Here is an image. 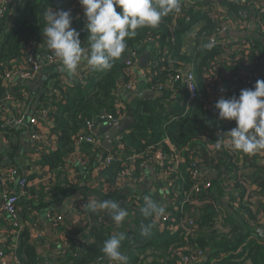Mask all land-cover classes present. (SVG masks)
Segmentation results:
<instances>
[{
  "label": "trees",
  "instance_id": "1",
  "mask_svg": "<svg viewBox=\"0 0 264 264\" xmlns=\"http://www.w3.org/2000/svg\"><path fill=\"white\" fill-rule=\"evenodd\" d=\"M77 2L10 0L0 16L1 99L7 98L3 77L7 71L24 64L27 43L30 40L37 43L46 42L42 32L46 23L45 11L51 7L53 10H69L74 19L80 13L76 9ZM216 5L224 10L219 21L209 14ZM116 10L120 12L121 8ZM253 11L254 15L251 14ZM174 17L175 13L163 17L155 28H139L135 37L127 39L125 52L113 62L110 69H92L84 72V86H68L63 80L50 77L53 80L52 89L47 95L44 94L46 96L42 101L54 108L51 112L54 123L52 131L57 135V143L54 150L42 153L40 160L42 166L56 174V182L54 181L50 188L51 195H47L48 199L44 186L38 190L29 186L27 193L35 194L39 205L42 206L46 205L45 200L62 204L79 189L72 181L63 180L61 169L67 162V156L73 151L74 138L85 130L89 120L103 114H111L119 119L125 112L126 108L117 104V98L121 97L119 91L125 88L124 84L130 77L125 61L130 50L136 49L139 52L150 51L149 85L154 88L162 84L164 95L153 100H140L137 106L133 107L136 121L121 136L123 150L131 156H136L133 166L138 175L142 173V162L152 158L159 149L165 153L166 165L162 170H165L168 179L173 182L168 186L170 190L165 192L163 200L174 201L175 204V208L171 210V221L166 223L159 222L157 217H145L141 211L144 199L137 200L136 196L133 198L134 202L121 205L128 212L121 224H116L104 210L92 213L87 209H77L78 215L85 214V220L80 229L66 231L65 240L68 245L56 256L61 264L111 262L101 249L106 239L120 233L125 236L121 242V251L128 258L127 264H180L179 253H186L188 247L203 250L204 255L198 261L199 264H264V241L254 231L264 225V164H258L257 161L251 164L244 158L233 161L228 147L209 156V138H201L197 134L203 130L209 131L215 141H223L225 136L216 132L229 131L233 128V121L216 118L219 114L214 103L212 108H205L203 96L187 109V94L181 88L180 80L175 79L176 69L192 64L202 89L210 66L226 49L222 43H212V46L208 47L206 37L218 31L224 23L232 26L233 31L239 34L242 27L248 29L251 20L261 18V26H264V0H208L198 2L193 8L185 7L178 15L176 25H173ZM191 33L193 42L186 50L184 40ZM88 35L87 30L82 43V47L86 49L89 48ZM217 39L222 40L221 35H218ZM244 40L251 42V47L230 53L228 57L234 64L228 63L225 66L237 74V77L253 72L251 62L254 56H264L262 34L246 36ZM256 50H259V55L255 54ZM222 79L229 87L235 80H227L226 75ZM53 89L60 92V99L56 100V94H52ZM240 92L238 89H228V93L233 96H239ZM3 131L8 141V155L14 157L20 146V130L5 125ZM166 141L183 145L181 148L186 149L184 155L188 161L192 158L188 155V150H200L205 157L199 164L206 166L208 170H216L218 176L210 178L206 173L195 176V168L187 164L182 165L178 172H174L173 163L170 161L172 149ZM5 160L3 155H0V161ZM239 160L242 165H238ZM126 163H130V160H114L110 166L102 168L100 176L105 183L116 186L118 173ZM28 178L33 181L30 175ZM195 184L200 185L198 193L192 190ZM235 191L237 196L233 194ZM185 192L192 193L189 201L182 205ZM144 194L162 204L157 199V193L153 194L148 190ZM227 197L228 201L221 202ZM20 202L19 216L23 222V218L28 216L22 214L20 206H26V202ZM133 211L135 216L131 215ZM101 219L106 224L103 220L100 221ZM153 222L151 232L142 235L144 227ZM172 226L178 227L177 230L173 231ZM13 229L8 216L0 212V232L6 230L9 234L5 241L0 240V249L9 250L12 238L16 235V232L12 235ZM14 252L20 264H42L43 256L39 254L36 245L31 241V233L25 227L18 231V247Z\"/></svg>",
  "mask_w": 264,
  "mask_h": 264
},
{
  "label": "built area",
  "instance_id": "2",
  "mask_svg": "<svg viewBox=\"0 0 264 264\" xmlns=\"http://www.w3.org/2000/svg\"><path fill=\"white\" fill-rule=\"evenodd\" d=\"M78 5L76 7L77 10L81 11L83 9V6L80 5L79 0H77ZM190 0H180L181 4V12H183L184 8L187 7V2ZM208 1V0H205ZM10 0H0V16L1 14L6 10V7ZM120 8V7H117ZM180 13H175V17L173 19V25H176L178 15ZM224 10L219 7L215 6L212 10L209 11V14L211 17L215 18L217 21H219L221 15H223ZM251 24H254V28L256 30V36H260L262 34V38L264 39V26H261L263 23L262 19H256L253 20V22H249V26ZM248 26V29H249ZM227 27L233 29L232 26L228 25L227 23L222 24V27L218 31H214L209 36L206 37L207 41L209 43L218 44L222 43L224 47H226L225 52L221 54L218 57V60L213 63L210 66V70L208 71V74L205 78L206 80V87L209 93L208 98H204L202 101L205 104V108H212V104L215 103L221 98L230 99L233 97V95H230L228 93V89H238L241 91L242 89H254L255 83L257 79L251 75V73H245L243 76H238L231 70H229L227 67V64L233 65L234 62L231 60V58L228 57L230 53L233 51H240L244 50L245 48L251 47V42L246 41L244 39H240L237 41H234L231 38H223L222 35L227 30ZM242 27V26H240ZM248 29H245L242 27L240 34L245 35V32H248ZM77 31L80 33V40L81 43H83V36L87 33L86 26H83ZM218 35H221L222 40L217 39ZM39 43H37L35 40H30L26 45V54H25V62L22 64L19 68H15L13 70H9L5 73L3 77L4 81V87L7 90V98L1 99L0 98V129L3 131V126L9 125L12 127H15L17 129L24 130L34 141L41 143V149H45L46 152H50L55 149L56 147V133L54 131L46 133L44 130H40L38 128L39 124L42 123L43 126L50 122L51 123V130L54 126L53 123V116L51 114L52 110L54 109L52 105H46V103L42 104L38 112L32 116H28L23 111V104H25L28 100V95L23 93L22 91H19L20 94L15 95L16 93L13 92L12 86L14 85V82L16 78L21 79L23 81L29 82L33 79H35L40 72L42 71V67L39 64L37 57H36V51L37 46ZM142 52V51H141ZM141 52L137 51L136 49H131L129 57L125 61L126 70L128 71L130 77L129 81L124 84L125 89L132 88L135 83V68L139 64V57ZM256 55H259V50L255 51ZM240 57V55H239ZM47 61L51 65H57L60 63L59 58L55 57L53 52H49L47 54ZM86 65L83 69V72L79 76V84L84 86L86 84L84 72L89 70L91 71L92 68L87 64L86 60L83 61ZM231 62V63H230ZM262 59L259 56H254L251 64L254 67V70L252 73L257 71L256 69L260 68V64L263 65ZM259 64V65H258ZM259 66V67H258ZM221 70L224 71V74L221 73ZM176 77L175 79L180 80L181 88H183L187 94V100L186 105L187 109L194 105L196 101L201 99L200 95V87L199 83L196 79L195 70L192 64H186L182 66L181 68L176 69ZM226 75V79H232L235 80L230 83V87L225 84L223 81V77ZM229 75H232V77H229ZM50 84H48L49 90L47 92H51V87L53 80L51 78L49 79ZM153 89H157V91L163 90V85L158 84ZM178 90V89H176ZM52 94H56V100L60 99L61 95L60 92L57 89L52 90ZM238 97V96H236ZM17 101L16 110L12 113L11 118L9 115L6 114V116L2 117L3 110L5 108V103L7 100H14ZM216 118H220L219 115H216ZM99 121H107L112 122L113 124H117L119 122L118 118H115L111 114H103L99 115L96 119L89 120L87 122L85 130L80 133L78 136H76L73 140V151L67 156L68 161L71 163H76L80 166L89 165L91 162L90 156L86 153L87 146L97 147L101 145V138L100 135L97 134L95 127L96 123ZM4 133V131H3ZM219 133L216 132V134ZM197 136L201 138L208 139L209 142L207 144V149H209L211 152L209 153V156L212 154H216L217 151H220L223 148H226L224 146V142L227 138H225L223 141H215L212 135V132L210 134L209 131H200ZM171 146L172 149V157L170 158V161L173 163V171L178 172L182 165H191L194 167L193 174L195 176L197 175H203L206 172H216L218 176V172L216 170H208L205 167L201 166L199 163L204 161V153H202L200 150H188L190 151L188 153L189 156H191V160L188 161L185 157V150L181 147L183 145L179 144H173L169 141H166ZM221 143V147L217 148V143ZM229 148V147H228ZM124 144L121 140H119L118 144H116L112 150H109L105 158L96 165V170L98 171L99 175L102 171L103 167L110 166L114 160L118 159H124L130 160V163H126L124 167L120 170L118 173V182L117 185L120 183H139L143 180V172L150 168H155L157 170V175L159 177L164 175V186L166 188V193L170 190L168 186H170L173 182V180L168 179L167 174L165 173V170L162 168L166 165V155L162 150H157L153 157L149 160L142 162L140 164V171H142L141 174H136L134 169V162L136 160V156H131L124 150ZM182 149V150H181ZM229 154L232 155V160H238L241 158H244L248 162L252 164L253 161H256L257 158L263 157L264 158V151H261L255 155H249L245 154L242 151L235 150L232 148H229ZM66 158V159H67ZM209 161V159H208ZM238 165H242L241 161H238ZM29 173L26 171H22L19 166H16L14 164L9 163L7 160L5 163L0 161V212H4L5 215L8 216L10 223L13 225L14 229L12 230L13 233L16 232V240L11 242V245L9 247V250L0 249V264H20L18 261V258L16 257L15 250L18 247V231L22 229L23 222L20 219L19 216V202L21 198L26 195L27 193V187L33 186V181H31L28 178ZM208 186V184L206 185ZM50 185L46 184L45 189L47 192L50 191ZM193 191L198 193L200 191V185L195 184L192 188ZM192 191V192H193ZM192 192H185L183 196V203H186L190 199V195ZM234 196H237L236 191L233 192ZM50 195V193H49ZM133 198L125 199L122 202L132 203ZM229 198V197H228ZM137 200H143L141 196H137ZM228 201V200H227ZM88 202L85 198H78L71 201L70 208L72 210L77 209H85L83 206ZM121 202V203H122ZM174 201L166 200L165 201V212L160 217H157V220L161 223H166L168 221H171L172 218V209L175 208ZM236 202V201H235ZM132 216H135L134 211L131 214ZM53 223L52 227L54 231H59L61 223L63 221V215L62 214H56L52 216ZM101 219L100 221H102ZM103 223L106 224V222L103 220ZM192 224V222L190 221ZM264 226V225H263ZM173 231H176L178 227L172 226L171 227ZM4 233V239L8 237ZM39 236L43 237L44 233L39 232ZM2 234L0 232V239L2 238ZM68 245V242L64 239L63 240V247ZM203 250L196 248V247H188V250L186 253H179L180 257V264H189L191 262H198L203 257ZM101 264H116V262H108V263H101Z\"/></svg>",
  "mask_w": 264,
  "mask_h": 264
},
{
  "label": "crops",
  "instance_id": "3",
  "mask_svg": "<svg viewBox=\"0 0 264 264\" xmlns=\"http://www.w3.org/2000/svg\"><path fill=\"white\" fill-rule=\"evenodd\" d=\"M203 1L205 0H190V3H187V7H196L198 2L200 3ZM251 14L254 15L255 12L253 11ZM251 22H253V20H251ZM86 24L87 19L84 15V10L82 9L80 13L77 14V17L73 19L72 27L77 30L85 26ZM254 27V24L250 23L248 32H245V35H241L233 31V29L227 27V30L222 35V37L231 38L234 41H237L240 39H245L246 36H255L256 30ZM192 42L193 35L191 33L187 35L184 40L186 50L190 48ZM49 52L53 51L47 47L46 42L39 43L37 46L36 57L42 67V71L35 79L29 82L16 78L14 85L12 86L13 92L16 93L15 95L20 94L19 91H22L23 93L28 95L27 102L23 104V111L28 116L36 114L42 106V100L47 95L46 82L50 79L51 76L63 80L64 84L68 86L79 84V76L86 66L84 62H82L78 66L77 72L75 74L67 73L61 69V62L57 65H51L47 61V54ZM142 52L140 56L142 55ZM261 59V63H263L264 56H262ZM148 68H142L138 64L135 68L136 84L130 89H120L119 92L121 93V97L117 98V104L123 108H126V110L123 115L119 117V122L127 115L129 109L137 106L140 101L138 95L149 89L157 91V89H153L149 85L151 76L148 73ZM221 73L224 74V71L221 70ZM251 75H253L257 80H264V63L260 68L257 69V71L251 73ZM229 77H232V75H229ZM200 95L203 96V98H208L209 96L206 87V80H204L203 82V88H200ZM5 104L6 105L3 110L2 117L6 116L7 114L11 118L12 116L10 115H12V113L16 110L17 101L16 99L7 100ZM220 120L226 119L220 118ZM230 121H233L232 127L235 128L237 126L236 121ZM38 128L40 130H44L46 133L52 132L50 122L46 123L44 126L42 123H40ZM108 129L109 122L99 121L96 123L95 130L97 134L100 135L101 145L97 147L87 146L86 153L91 158V162L89 163V165L80 166L76 163H71L67 158L66 164L61 169L63 180H70L73 184L79 187V189L71 194L70 198L67 199L69 200V205H64L63 203L57 204L54 201L47 202V200H45L46 205L41 206L39 205V201L35 194L31 195L26 193V195L21 198V202L25 201L26 206L22 204L20 206V211L22 210V214H26L28 216L26 219L23 218V225L31 233V241L36 245L39 254L43 256L42 264H61V262L56 259V256L58 252L63 248V240L66 239V231L68 229H80L83 226L85 214L78 215L79 213L76 212V210H72L70 208L71 201L74 199L85 198L88 200L89 198H91L98 201L109 199L117 201L121 206L122 204L127 203L122 201L128 198L141 196L144 199V197L146 196L144 192L149 190L153 194L157 193L158 201L162 203L161 205L163 207H165V201L163 200V195H165L166 192V188L164 186V175L159 177L155 168L146 170L142 176L143 180L139 183H120L119 185L116 184V186H112L104 182V180L96 170V165L105 158L109 150H112L113 147L118 144L119 140H121L122 134L128 130L127 129L123 132L118 133L117 135H113ZM19 130L20 146L17 154H15L13 157L8 155V141L5 138V133H3V131L0 129V155H3V158L6 159L9 163L19 166L22 171L28 172L31 176V179L33 177L32 187H34V189L38 190L41 186H44L45 190L46 184H49L50 187H52L53 182H56V174L51 172L45 166H42L40 160V155L46 152L45 149L42 150L41 143L34 141L24 130ZM227 132L228 131L221 133L219 131V133L217 134L224 135ZM6 160L1 162L5 163ZM256 161L258 164H264V158L262 156L257 158ZM49 193L50 192L45 194L47 199L49 198L47 196L49 195ZM227 200L228 197L224 200H221V202H226ZM56 214L63 215V221L61 223L59 231H54L52 227V216ZM39 232L44 233V240L39 236ZM4 233L8 235L6 230L1 232L3 237L0 240L2 241H5L7 239V237L4 239ZM12 240L15 241L16 237L13 236ZM189 264L199 263L191 262Z\"/></svg>",
  "mask_w": 264,
  "mask_h": 264
},
{
  "label": "clouds",
  "instance_id": "4",
  "mask_svg": "<svg viewBox=\"0 0 264 264\" xmlns=\"http://www.w3.org/2000/svg\"><path fill=\"white\" fill-rule=\"evenodd\" d=\"M87 19L89 48L82 47L80 33L72 27L69 10L49 8L44 13L42 29L47 47L61 62V69L75 74L78 66L86 60L97 71L108 70L115 60L121 58L127 47V39L137 35L142 27H158L163 17L181 12L180 0H79ZM117 7L121 8L118 12ZM212 44L209 43L208 47ZM219 117L235 120L236 127L223 136L225 147L255 155L264 151V80H257L254 89H242L239 96L230 99L221 97L216 103ZM221 143L216 147L220 148ZM69 205V200L63 201ZM92 213L106 211L116 224L128 216L126 209L115 200L88 199L83 206ZM145 217H160L165 208L151 197H144L141 209ZM154 222L145 226L142 235H148ZM123 233L104 241L101 251L116 264H127V256L121 251Z\"/></svg>",
  "mask_w": 264,
  "mask_h": 264
},
{
  "label": "water",
  "instance_id": "5",
  "mask_svg": "<svg viewBox=\"0 0 264 264\" xmlns=\"http://www.w3.org/2000/svg\"><path fill=\"white\" fill-rule=\"evenodd\" d=\"M187 3H190V1ZM150 55L151 54H150L149 50H145L142 52V55L139 57V65L142 68H148L149 67ZM162 95H163V92H161V91L158 92V91L149 89V90H145L142 94L138 95V98L140 100H149V99L151 100L154 98L161 97ZM135 121L136 120H135L134 109L131 108V109H129L127 115L117 124H113V123L109 122V129L108 130L111 131V133L113 135H117L118 133L127 130ZM206 174L210 178H215L217 176L216 172H206ZM254 231L260 237V239L264 241V226L259 227V228H255Z\"/></svg>",
  "mask_w": 264,
  "mask_h": 264
},
{
  "label": "rangeland",
  "instance_id": "6",
  "mask_svg": "<svg viewBox=\"0 0 264 264\" xmlns=\"http://www.w3.org/2000/svg\"><path fill=\"white\" fill-rule=\"evenodd\" d=\"M48 84H50V80H47L46 82V89L48 90ZM260 238V237H259Z\"/></svg>",
  "mask_w": 264,
  "mask_h": 264
}]
</instances>
